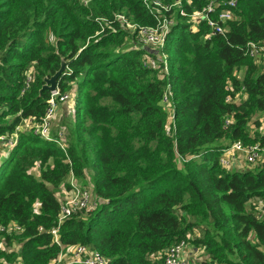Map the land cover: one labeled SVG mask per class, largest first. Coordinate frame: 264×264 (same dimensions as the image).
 <instances>
[{
    "label": "trees",
    "instance_id": "16d2710c",
    "mask_svg": "<svg viewBox=\"0 0 264 264\" xmlns=\"http://www.w3.org/2000/svg\"><path fill=\"white\" fill-rule=\"evenodd\" d=\"M180 1L164 12L175 22L162 77L163 65H145V49L125 47L130 34L120 21L100 32L97 20L124 14L156 26L157 9L145 0H0V144L9 150L0 162V225L23 228L3 233L0 264L57 258V190L72 188V174L86 183L87 170L103 203L60 224L63 244L95 248L107 264H165L167 248L186 240L204 252L200 264H264V165L232 171L220 163L236 141L264 143V57L246 53L249 42L264 44V0H238L228 31L211 37L205 20L191 18L209 0ZM228 1L217 0L218 10ZM63 60L70 70L57 87L70 99L77 93L70 124L52 131L65 149L18 129L45 117L51 91L42 87ZM230 94L240 100L228 102Z\"/></svg>",
    "mask_w": 264,
    "mask_h": 264
},
{
    "label": "built area",
    "instance_id": "2783aa9c",
    "mask_svg": "<svg viewBox=\"0 0 264 264\" xmlns=\"http://www.w3.org/2000/svg\"><path fill=\"white\" fill-rule=\"evenodd\" d=\"M216 1L217 0H209L208 4L202 10H196L191 14V18L196 22L205 20L210 26L211 31L207 35L208 37L216 34L225 35L228 31V27H226L225 23L230 19H234L236 16L234 9L238 6V0H229L225 3L227 8L221 11L218 10V4ZM145 3L147 6L153 4L157 9V11L154 12L158 19L156 26L139 25L131 21L126 15L117 14L114 20L97 19L101 24L100 32H104L108 27H113L115 21H120V27L126 29L130 34L127 39V44H130L131 48L145 49V54L143 56L145 65L149 68H158L163 65L161 76H169V59L164 48L168 34L171 31L170 27L174 24L175 18L172 14L170 16L164 15V12H171L174 7H179L181 1L176 0L174 3L165 4L161 0H145ZM180 14L183 16L187 15L184 9L180 10ZM212 14H216L217 17L214 18ZM113 30H115V28H113ZM149 45L157 47L159 52L148 51L146 47ZM246 53L258 61L264 57V44L251 41L247 44ZM31 80L32 71L28 73V85ZM228 88L233 91L231 85H229ZM71 96L72 94L70 92L64 94L61 93L57 87L54 91H51V97L48 100L49 105L43 120L36 123L33 122L32 119H28L25 120L26 125L33 128L35 134L43 137L47 141L58 142L65 149V144L54 137L52 131L59 105L66 102ZM171 99H173V88L172 84L169 83L162 100L168 113L170 111ZM227 100L228 102H238L240 96L239 94L235 96L230 94L228 95ZM171 118L173 123V114L171 115ZM230 122L231 121L228 119L227 123ZM23 126H19L18 129L21 130ZM60 133L64 134L62 131H60ZM168 133L171 136L174 135L171 124L168 125ZM220 163L224 168L232 171H243L262 166L264 165V143L258 141L246 145L241 141H236L223 148L220 155ZM70 184L72 187L70 190H62V194H59V196L57 195L61 204L58 218L59 223L56 227L51 228L50 232L54 235V241L61 247V250L58 253L57 258H55L50 264H107L108 260L106 257L95 248L85 244L68 245L63 244L60 241L58 229L65 219L71 217L74 212L89 209L93 210L103 203L101 198L93 196V190L87 188L88 186L80 184L73 174ZM39 229L43 230V227H40ZM22 230V226L17 222H11L7 226L0 225V238L3 237V233L11 235L17 234ZM187 245L188 243L186 240H182L167 248L165 252V264H190L187 261L185 254V248ZM0 248L6 249L8 248V244L4 240H0ZM15 264H20V261Z\"/></svg>",
    "mask_w": 264,
    "mask_h": 264
},
{
    "label": "rangeland",
    "instance_id": "374dc122",
    "mask_svg": "<svg viewBox=\"0 0 264 264\" xmlns=\"http://www.w3.org/2000/svg\"><path fill=\"white\" fill-rule=\"evenodd\" d=\"M172 26L170 27V30H171ZM125 47H130L131 48V45L130 44H127ZM146 49L148 51H152V52H159V49L157 47H155L154 45H149L146 47ZM77 96V93L75 92L74 93V97H72L71 99H68L66 102H64L63 104H60L59 107H58V110H57V119L55 120L54 122V126H53V131H57L58 127L60 126H64L65 125H69L70 124V119L71 117H73L74 115V106H73V103H72V100L74 98H76ZM262 120H264V116H262ZM30 127V126H29ZM28 125H26L25 127L23 126L22 129L25 128V130L29 129ZM21 129V130H22ZM68 133V130L66 131V134L67 135ZM17 139V136L16 135H13L12 138L10 139V143H9V149L11 148V146L14 145L15 141ZM4 144H0V157L3 158L6 153L9 151L8 150V147L7 149L5 148V146H3ZM4 153V154H3ZM32 172L39 176L40 175V172H39V166L36 165L33 169H32ZM91 170H87L86 171V179H85V182H83L82 185H85V186H88L87 188H90L91 190L92 189V182H91ZM71 179H72V175L70 176L69 178V181L71 182ZM62 190H67L65 187H64V184H62L60 186V188L57 190V193L56 195L59 196V194H62ZM93 196L94 197H97L95 194H94V191H93ZM98 198V197H97ZM89 210H92V209H89ZM14 248H17V245H13ZM194 247L189 243L186 248H185V254H186V259L187 261L190 263L191 261L192 264H200V262L204 259V252L203 251H199V250H194L193 249ZM7 249V248H6Z\"/></svg>",
    "mask_w": 264,
    "mask_h": 264
},
{
    "label": "water",
    "instance_id": "95a60500",
    "mask_svg": "<svg viewBox=\"0 0 264 264\" xmlns=\"http://www.w3.org/2000/svg\"><path fill=\"white\" fill-rule=\"evenodd\" d=\"M65 69H66L65 60H63L61 68L51 77L45 78V84L43 85L42 90L49 89L50 91H54L57 88V80Z\"/></svg>",
    "mask_w": 264,
    "mask_h": 264
},
{
    "label": "clouds",
    "instance_id": "9594fccd",
    "mask_svg": "<svg viewBox=\"0 0 264 264\" xmlns=\"http://www.w3.org/2000/svg\"><path fill=\"white\" fill-rule=\"evenodd\" d=\"M74 88H77V86H76V85H74Z\"/></svg>",
    "mask_w": 264,
    "mask_h": 264
},
{
    "label": "crops",
    "instance_id": "0c3cea01",
    "mask_svg": "<svg viewBox=\"0 0 264 264\" xmlns=\"http://www.w3.org/2000/svg\"><path fill=\"white\" fill-rule=\"evenodd\" d=\"M2 158L0 157V162H1Z\"/></svg>",
    "mask_w": 264,
    "mask_h": 264
}]
</instances>
